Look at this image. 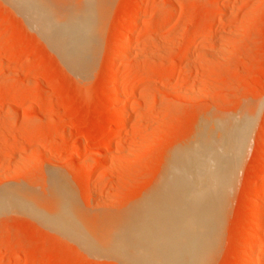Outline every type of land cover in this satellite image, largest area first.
Returning <instances> with one entry per match:
<instances>
[{"label": "rangeland", "instance_id": "obj_1", "mask_svg": "<svg viewBox=\"0 0 264 264\" xmlns=\"http://www.w3.org/2000/svg\"><path fill=\"white\" fill-rule=\"evenodd\" d=\"M138 1L90 2L108 11L92 63L76 72L23 16L18 0H0V195L18 191L47 216L59 200L74 219L67 229L59 209L51 221L44 213L4 206L0 259L11 258L5 264H121L109 252L111 237L122 240L120 223L135 222L121 214L145 201L172 155L200 138V130L215 128L220 119L230 125L242 108L259 104L228 188L221 236L206 264H238L241 244L251 239L243 226L252 215L253 185L264 179V0H141L145 26L130 35L139 42L137 54L115 59L112 43ZM201 27L204 32H197ZM189 40L195 46L183 56ZM139 64L152 71L131 77ZM110 76L115 82L108 93ZM133 86L136 105L108 150L102 141L114 123L104 122L102 109L110 96ZM24 133L29 139H21ZM99 222L115 225L102 232L105 252L85 242L90 238L83 226Z\"/></svg>", "mask_w": 264, "mask_h": 264}, {"label": "bare ground", "instance_id": "obj_2", "mask_svg": "<svg viewBox=\"0 0 264 264\" xmlns=\"http://www.w3.org/2000/svg\"><path fill=\"white\" fill-rule=\"evenodd\" d=\"M90 2L92 3V0H18L17 3L20 4L23 16L26 15L29 20L35 22L39 27L38 31L48 37L51 48L57 50L58 47L61 59L70 69L79 72L82 69L80 67L90 65L94 59L99 40V23L103 22L108 11L106 8L94 7ZM142 4L141 0L137 2L129 25L122 29L123 35H118L112 43V56L115 59L119 56L128 57L130 53L137 54L139 42L130 35L145 26L143 17L145 11L142 9ZM218 8L221 11L224 5L219 4ZM124 21V17L120 18V22ZM201 28L196 31L204 32V28ZM197 32H193L194 36H197ZM189 41L183 56H188L195 46L193 42L195 39ZM125 61L129 62V60ZM115 69L112 63L108 71L112 73ZM151 71V68L139 64L131 69L130 75L132 77L139 72ZM165 78V75L161 76V79ZM114 82L115 80L110 76L106 85L108 93L113 91ZM134 90L133 86L130 90L119 91L115 97L110 96L102 109L104 122L114 123L113 129L110 128L112 131L110 130L108 135L104 134L105 140L102 141L108 150L115 137L124 129L126 120L136 105L135 101H130V95ZM259 107V104H255L242 108L236 121L230 125L222 119L216 120L215 128L214 125L211 128L206 126L209 131L205 128L200 130L201 134L198 131L200 138L176 151L172 155L162 182L154 187L140 206L121 214L124 218H134L135 222L120 223V228L126 229L125 237L122 240L111 237L113 241H110L109 252L116 254L117 259L120 258L123 264H206L218 245L229 194L228 188L230 189V184L233 182L235 165L240 161L246 148ZM25 120L32 127L40 126L31 118ZM29 137L30 133H24L21 139L27 140ZM262 139L264 140V136ZM84 148L88 151L90 144L86 143ZM253 186L255 192L251 199L252 215L250 214L248 224L243 226L252 231L253 235L251 239L245 241L246 243L241 244V250L238 252L242 251L240 253L242 256L238 258V264H264V179L256 180ZM260 189L263 190L262 193ZM8 192L9 190L0 195V207H2L0 209L4 206L6 209L18 206L30 210L37 217L38 214L44 213V216L51 221L57 217L56 212L59 209L64 227L68 226L69 229V226L74 225V219L70 220L73 218L72 214L67 213L59 200L56 205L54 204V211L52 210L53 212L47 216L49 212L44 210L42 212L37 204L23 198L25 196H21L20 192ZM256 209H259V215ZM105 217L111 216L105 215ZM114 226L104 222L83 226L86 230L85 235H89L90 238V240L85 238L86 245L93 249H99V246L105 247L102 250H106L107 240L104 239L102 232ZM18 256L16 253L14 259L16 260ZM7 258L2 257L0 264H5L11 259Z\"/></svg>", "mask_w": 264, "mask_h": 264}]
</instances>
